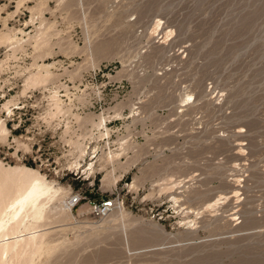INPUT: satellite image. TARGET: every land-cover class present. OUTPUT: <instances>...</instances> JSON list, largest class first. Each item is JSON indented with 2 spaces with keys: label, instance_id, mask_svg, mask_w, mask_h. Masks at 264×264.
<instances>
[{
  "label": "rangeland",
  "instance_id": "374dc122",
  "mask_svg": "<svg viewBox=\"0 0 264 264\" xmlns=\"http://www.w3.org/2000/svg\"><path fill=\"white\" fill-rule=\"evenodd\" d=\"M0 164L63 196L14 264H264V0H0Z\"/></svg>",
  "mask_w": 264,
  "mask_h": 264
},
{
  "label": "bare ground",
  "instance_id": "6f19581e",
  "mask_svg": "<svg viewBox=\"0 0 264 264\" xmlns=\"http://www.w3.org/2000/svg\"><path fill=\"white\" fill-rule=\"evenodd\" d=\"M62 199L59 188L36 169L0 164V264H14V258L33 253L43 245L45 232L38 228L51 214L64 210ZM29 261L25 259L21 264Z\"/></svg>",
  "mask_w": 264,
  "mask_h": 264
},
{
  "label": "built area",
  "instance_id": "2783aa9c",
  "mask_svg": "<svg viewBox=\"0 0 264 264\" xmlns=\"http://www.w3.org/2000/svg\"><path fill=\"white\" fill-rule=\"evenodd\" d=\"M82 201L83 195L80 192L73 194L69 198V203L71 204L72 208L79 205ZM116 201V199H108L106 197L101 198L99 201H91L90 210L95 217L104 218L111 213L117 204Z\"/></svg>",
  "mask_w": 264,
  "mask_h": 264
}]
</instances>
